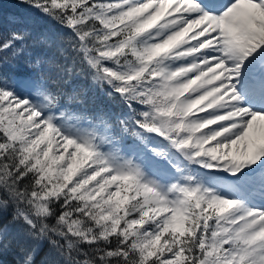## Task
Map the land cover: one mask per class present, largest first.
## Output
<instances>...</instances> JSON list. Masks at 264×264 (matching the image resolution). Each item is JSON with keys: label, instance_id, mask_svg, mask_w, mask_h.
<instances>
[{"label": "snow or ice", "instance_id": "1", "mask_svg": "<svg viewBox=\"0 0 264 264\" xmlns=\"http://www.w3.org/2000/svg\"><path fill=\"white\" fill-rule=\"evenodd\" d=\"M0 0V264H264V0Z\"/></svg>", "mask_w": 264, "mask_h": 264}, {"label": "trees", "instance_id": "2", "mask_svg": "<svg viewBox=\"0 0 264 264\" xmlns=\"http://www.w3.org/2000/svg\"><path fill=\"white\" fill-rule=\"evenodd\" d=\"M3 16L6 19H10L14 15H23L27 13V9L25 6H22L19 3V0H3ZM5 264H12V256L5 255L4 256Z\"/></svg>", "mask_w": 264, "mask_h": 264}]
</instances>
